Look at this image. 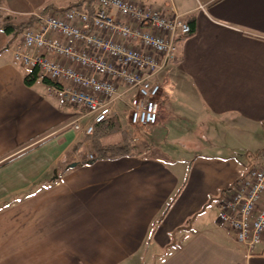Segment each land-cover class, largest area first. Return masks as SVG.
Segmentation results:
<instances>
[{"label": "crops", "instance_id": "0c3cea01", "mask_svg": "<svg viewBox=\"0 0 264 264\" xmlns=\"http://www.w3.org/2000/svg\"><path fill=\"white\" fill-rule=\"evenodd\" d=\"M54 1L0 10L19 21ZM140 1L193 21L159 77L163 100L207 112L208 148L161 144L176 127L160 111L132 131L138 153L88 161L92 144L72 127L82 109L44 82L26 85L0 29V264H264V234L250 249L218 220L264 147V0Z\"/></svg>", "mask_w": 264, "mask_h": 264}, {"label": "built area", "instance_id": "2783aa9c", "mask_svg": "<svg viewBox=\"0 0 264 264\" xmlns=\"http://www.w3.org/2000/svg\"><path fill=\"white\" fill-rule=\"evenodd\" d=\"M34 16L19 32L12 59L26 73L36 70L37 80L48 82L66 104L82 109L73 129L89 135L119 111L130 126L157 124L160 73L179 40L191 33L183 16L145 7L140 0H94L90 10L77 3ZM119 102L120 110L115 109ZM218 207V220L238 242L251 249L261 241L264 147L259 164L232 184Z\"/></svg>", "mask_w": 264, "mask_h": 264}, {"label": "trees", "instance_id": "16d2710c", "mask_svg": "<svg viewBox=\"0 0 264 264\" xmlns=\"http://www.w3.org/2000/svg\"><path fill=\"white\" fill-rule=\"evenodd\" d=\"M93 1L94 0H80L78 3L85 4L88 10H90L91 6L93 5ZM0 4H2V0H0ZM46 9H48V6L43 7L39 13ZM53 10L56 11V9ZM34 21V14H29L18 21L16 18H12L10 16L6 17L4 12L0 10V29L9 35V37L11 36V38L15 37L24 27L32 24ZM187 22L190 24L192 32L193 21L188 19ZM36 81L37 72L34 69L30 72H27L24 76V83L26 85H32ZM111 133H119V140L113 142L104 141V138L109 136ZM86 137L90 140L92 148L95 152V158L93 161L98 159H113L138 153L136 151L133 138L129 135V133L121 128V124L116 116H111L105 119L103 122L96 124L93 132L89 135H86Z\"/></svg>", "mask_w": 264, "mask_h": 264}, {"label": "rangeland", "instance_id": "374dc122", "mask_svg": "<svg viewBox=\"0 0 264 264\" xmlns=\"http://www.w3.org/2000/svg\"><path fill=\"white\" fill-rule=\"evenodd\" d=\"M56 1L57 0H55L52 4H50L49 8L41 13H46L49 10L54 11L53 9H55L57 6L63 5L64 2H69L70 0L67 1L64 0V2L61 3H57ZM76 1H80V0H76ZM18 34L15 37H13V40L15 42L18 41ZM182 100H183L182 97L178 95V96H174L173 98L164 97V100L161 101L160 111L161 112L163 111L166 117H174L176 130L173 135L169 133L166 137H161L160 143L163 145H169V146L172 145V147L179 148L181 150L192 149L194 151H197V150H204L205 148L207 149L208 148L207 142L204 139V134H205L204 128L206 127V125H208V122H206L208 116L207 112L205 113L203 111V113L201 112V114L196 113L195 116L190 115L187 113V109H186L187 107L182 103ZM172 106L173 108H171L172 110L170 111L169 107ZM115 109L120 110V102L116 103ZM114 116H116L118 121L120 122L121 128H123V130L129 133L131 137H132V131L134 134L138 133L137 130L140 131V133L147 132L146 130L147 128L144 129L142 127L140 129L138 128V126L128 125L126 123L123 114H120V111L118 112V115H114ZM133 127L135 128L133 129ZM162 130L165 131L166 128ZM119 138H120L119 133H111L109 135V139H111L112 141L116 139L119 140Z\"/></svg>", "mask_w": 264, "mask_h": 264}, {"label": "water", "instance_id": "95a60500", "mask_svg": "<svg viewBox=\"0 0 264 264\" xmlns=\"http://www.w3.org/2000/svg\"><path fill=\"white\" fill-rule=\"evenodd\" d=\"M75 165V163H72L70 166H74Z\"/></svg>", "mask_w": 264, "mask_h": 264}]
</instances>
